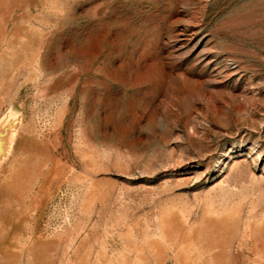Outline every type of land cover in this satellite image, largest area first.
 I'll return each instance as SVG.
<instances>
[{"label":"rangeland","instance_id":"obj_1","mask_svg":"<svg viewBox=\"0 0 264 264\" xmlns=\"http://www.w3.org/2000/svg\"><path fill=\"white\" fill-rule=\"evenodd\" d=\"M0 264H264V0H0Z\"/></svg>","mask_w":264,"mask_h":264}]
</instances>
